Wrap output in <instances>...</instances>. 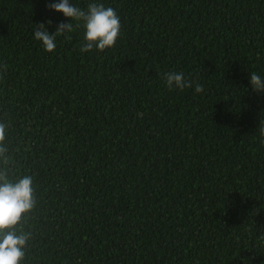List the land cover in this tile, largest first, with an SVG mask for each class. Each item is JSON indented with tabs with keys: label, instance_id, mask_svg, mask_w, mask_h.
<instances>
[{
	"label": "trees",
	"instance_id": "1",
	"mask_svg": "<svg viewBox=\"0 0 264 264\" xmlns=\"http://www.w3.org/2000/svg\"><path fill=\"white\" fill-rule=\"evenodd\" d=\"M50 2L0 0V183L34 200L0 233L27 235L19 264H264V0H70L120 17L85 53L82 22L34 38L71 22Z\"/></svg>",
	"mask_w": 264,
	"mask_h": 264
},
{
	"label": "clouds",
	"instance_id": "2",
	"mask_svg": "<svg viewBox=\"0 0 264 264\" xmlns=\"http://www.w3.org/2000/svg\"><path fill=\"white\" fill-rule=\"evenodd\" d=\"M46 7L58 13L71 22H61L56 26V31L50 34L44 23L35 24L34 38L42 42L44 50L53 52L56 49V39L65 36L74 30L73 21L77 22L76 27L83 23L85 29L84 43L82 44L81 53L90 52L94 48L99 51L112 48L115 46L120 36L121 24L120 17L111 7H105L100 3H89L87 10H84L70 3V0H56L50 2ZM52 22L48 21L50 25ZM167 87L184 90L192 87V81L184 77L183 73L169 72L165 75ZM250 86L254 92L264 93V78L255 72L250 74ZM196 93H203V85H195ZM5 128L0 124V143L3 142ZM5 151L0 148V153ZM3 174H0V180H4ZM34 206L33 189L31 177L25 176L16 183H0V233L5 230L13 229L20 222L22 216L30 211ZM27 235H16L14 231H7L0 239V264H19L24 257L23 248L26 244Z\"/></svg>",
	"mask_w": 264,
	"mask_h": 264
}]
</instances>
